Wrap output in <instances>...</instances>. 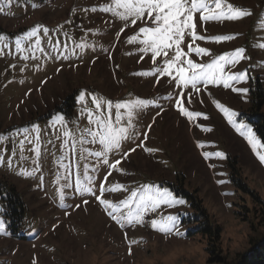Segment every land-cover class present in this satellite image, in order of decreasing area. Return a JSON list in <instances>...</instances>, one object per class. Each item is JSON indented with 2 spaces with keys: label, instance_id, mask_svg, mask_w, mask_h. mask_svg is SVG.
I'll return each instance as SVG.
<instances>
[{
  "label": "rangeland",
  "instance_id": "obj_1",
  "mask_svg": "<svg viewBox=\"0 0 264 264\" xmlns=\"http://www.w3.org/2000/svg\"><path fill=\"white\" fill-rule=\"evenodd\" d=\"M227 2L251 15L202 24L197 14L199 35L234 38L198 40L193 47L206 48L210 55L193 52L188 58L210 63L225 52L244 48L249 59L227 66L225 72L246 73V77L230 81L228 88L223 83L200 84V92L195 93L178 87L171 76L153 72L163 66L162 57L154 65L151 53L139 51L143 45L127 42L145 26L143 22L130 25L117 37L124 23L103 11L112 0H0V184L14 185L24 204L22 220L12 216L6 220L7 192L0 187L4 224L0 264H231L261 237L264 163L256 153L264 155V145L248 112L258 80L264 94V48L259 47L264 44V0ZM37 26V35L27 36ZM190 42L186 36L181 44L185 52ZM181 92L183 97L178 95ZM70 95L72 110L68 105L60 107ZM93 98L102 102L101 108H96ZM137 99L150 103L133 110L129 138L108 154L110 164L121 161L117 168L104 165L103 158L88 156L102 151L87 131L98 130L97 116L111 112L114 122L115 104ZM178 99L188 111L201 115L189 120L178 111ZM217 102L236 113L232 117L236 125L246 127L237 131ZM120 112L126 124L127 110ZM249 128L259 142L255 152L241 135ZM204 153L212 155L205 158ZM234 158L244 188L230 179L228 159ZM77 174L82 187H91L92 193L75 191ZM86 177H91V184ZM101 182L106 188L123 186L104 193L103 198L113 204L132 191H137L138 199L145 186L153 193L167 190L173 200L184 203L149 208L142 223L126 219L117 223L108 214L111 209L96 199ZM195 199L199 208L192 205ZM130 207L135 213V202ZM128 210L121 208L115 215L126 217ZM168 216L175 219L167 221ZM208 226L218 228V239L209 236Z\"/></svg>",
  "mask_w": 264,
  "mask_h": 264
},
{
  "label": "snow or ice",
  "instance_id": "obj_2",
  "mask_svg": "<svg viewBox=\"0 0 264 264\" xmlns=\"http://www.w3.org/2000/svg\"><path fill=\"white\" fill-rule=\"evenodd\" d=\"M95 10V9H93ZM104 12H111L113 16L119 18L124 23V26L117 33L119 37L120 33H123L125 28L131 26H136L137 22H143L145 26H141L135 35L128 37L127 42L129 44L138 43L143 45L139 49L142 54L151 53V60L153 64H157V58H163V66H157L153 69L159 76H171L172 81L182 88H190L192 92L199 93L200 88L198 85L203 84L205 87L209 84H219L223 83L225 88L231 87L230 81L241 82L245 79L246 73L238 74H227L225 68L230 65H235L242 59H249L244 55L245 49L238 48L231 52H225L210 63H198L189 57L190 53H195L196 56H206L210 55L209 50L200 46L193 47V44L200 40H211L214 42H221L231 40L233 36H215L206 37L204 35H199L197 33V23L196 16L199 14V21L203 23L209 21H223V20H238L246 16L251 15L247 10H243L239 7L228 3L227 0H112L110 5L103 7ZM264 27V23L261 25ZM39 26L34 27L27 36L33 37L37 35V29ZM44 33L47 34L48 29H43ZM206 31V29H205ZM143 37L142 39L140 37ZM190 38V43H188V51L185 52L181 48V44L185 41V37ZM39 45V40L36 41ZM17 48L21 47L20 41L17 40ZM83 47V45H79ZM259 47L264 48V44H260ZM170 52L172 53L170 56ZM143 59V55L141 56ZM175 72V75H172ZM151 73H140V75H150ZM234 92H247V89H237L232 88ZM180 97L184 96L181 92L178 94ZM189 102L191 98V93L188 94ZM93 103H95L96 108L99 109L102 106V102L93 98ZM149 101L145 100H133L124 103L115 104V120L111 119V112L108 116L100 117L97 116L95 123L98 130L92 131L87 130L88 134L92 137V143H98L102 146V151L88 152V156H94L97 158H103V164L107 165L111 169H116L117 165L120 164V160H116L114 163H109L108 154L113 150H118L121 147V142L129 138V130L133 127L132 117L133 110L135 108H140L146 106ZM178 111L191 120L194 116H200V113H193L188 111L182 106V99L177 100ZM107 106L109 109L113 107L112 102L108 101ZM216 106L221 109L228 116L229 123L236 127L237 131L245 128V125H236L232 117L236 116L235 112H230L228 109L223 108L218 102ZM121 109L127 110L128 120L126 124H122L123 114L120 112ZM89 122L91 123L92 113L89 112ZM207 118V117H205ZM206 131H211V129H205ZM65 137L71 134L66 130L64 132ZM241 135H246L248 143L252 146L253 151H256L257 144L259 143L255 139V134L249 128L247 132H241ZM67 143V141H65ZM83 143V139H81ZM23 146V142H22ZM202 146V145H198ZM73 150H75V144H72ZM38 152L39 149H36ZM87 151V150H83ZM135 151V149H132ZM149 151H152L149 149ZM261 163H264V155L259 152L256 153ZM125 157L127 154H124ZM210 153H204L205 158H208ZM218 157H223L222 153H215ZM87 171V165H85V172ZM111 172L104 177L106 182L108 176ZM89 184L92 183L91 177H86ZM65 187H71V185H65ZM122 185H115L111 188H106L105 183L101 182L99 185V195L96 199L101 205L105 207L106 210L111 209L108 212L109 216L117 223H120L122 219H126L129 223L135 220L136 223H142L143 212L147 211L149 208L153 210L157 208L161 203H166L172 206L177 203H184V201L173 200L171 198V193L165 190L164 192L153 193L152 190L145 186L144 191L137 198V191H132L131 195L120 201V203L113 204L111 201L103 198L106 191L114 192L121 189ZM75 191L78 193L89 192L92 193L91 187H82L79 174H77ZM61 198H63V190L60 191ZM133 202H135L136 210L133 212L130 207ZM87 203V201H85ZM121 208L129 209L125 216H117L115 213L121 211ZM167 221H173L175 218L168 216ZM152 226L156 227V221L152 222ZM3 221H0V230H3ZM164 231V228H161Z\"/></svg>",
  "mask_w": 264,
  "mask_h": 264
},
{
  "label": "trees",
  "instance_id": "obj_3",
  "mask_svg": "<svg viewBox=\"0 0 264 264\" xmlns=\"http://www.w3.org/2000/svg\"><path fill=\"white\" fill-rule=\"evenodd\" d=\"M252 93L254 97L252 99V108H250V111L248 112L249 121L251 122L254 131L259 136L264 145V110L262 108L264 103V94L259 80L257 81L256 88L252 91ZM65 105L71 106L70 110H72L73 96H68L65 102L60 105V107H63ZM228 162L230 166L229 176L231 181H233L236 186L244 188L242 186L243 184L239 182L240 176L238 175L239 173L236 167V158H234L233 160L228 159ZM0 187H2V189H5L7 192L5 199V201L7 202L5 203V208L3 210L5 219L8 220L7 218L12 216V218H15L16 220H22L24 204L15 186L6 181L0 184ZM195 200L192 205H195L197 208H199V200ZM206 229H208L209 236H211L212 239L219 238L218 228L212 229L210 226H208V228ZM250 243L251 245L248 246V250L244 253H239V255H236L237 257L232 261L231 264H264V233L261 234V237L259 239H253Z\"/></svg>",
  "mask_w": 264,
  "mask_h": 264
}]
</instances>
